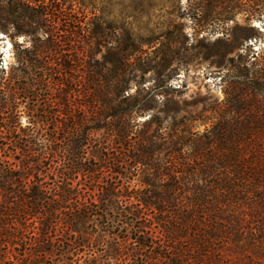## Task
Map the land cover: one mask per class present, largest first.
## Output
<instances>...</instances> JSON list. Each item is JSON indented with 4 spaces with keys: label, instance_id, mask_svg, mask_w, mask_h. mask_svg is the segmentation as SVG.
<instances>
[{
    "label": "rangeland",
    "instance_id": "374dc122",
    "mask_svg": "<svg viewBox=\"0 0 264 264\" xmlns=\"http://www.w3.org/2000/svg\"><path fill=\"white\" fill-rule=\"evenodd\" d=\"M194 2L0 0V211L3 207L15 209L21 202L25 206L32 204L28 197L33 189L43 193L41 204L35 210L29 206L20 219L5 217L7 231L0 237V264H142V260L135 258L115 261L107 253L112 245L121 246L122 241L127 242L123 248L127 247L128 251L136 249L137 244L130 240L133 235V239L138 238L132 227L136 224L133 220L137 221L135 217L120 219L122 227L112 232L116 236L106 237L101 244L98 218L80 226L76 234L71 231V219L81 201H97L101 191L109 189L108 185L134 196L142 189L141 173L134 174L127 182L112 175L109 168L117 159L120 161L129 155L130 148L134 152L145 134L161 144L177 145L187 157H196L199 146L210 136L207 131L212 130L209 119L213 118L214 111L229 98L250 100L251 85L246 76L254 61L251 58L261 57L263 53V20L239 10L228 14L231 9L226 3L218 7L215 21L197 27L190 19L197 7ZM27 3H36L52 12L56 19L52 24L55 35L63 42L62 48L49 56L50 62L44 71L59 74L62 73L58 71L60 65H68L67 79L54 75L56 80L48 87L34 84L31 68L25 64L31 52L46 39L45 30H36L31 35L26 33H34L36 28L27 20L18 22L19 29L10 24L21 14L19 7ZM71 32L74 33L73 48ZM128 38H131L129 43L125 41ZM131 43H135L138 52L130 61L135 71L126 78L128 92L133 97L148 93L146 98L151 110L131 124L132 134L126 145L114 144L107 133L90 137L91 142L83 148L85 156H81L100 171L92 179L76 177L73 186L78 190V201L74 198L78 203L64 202L63 175L71 168L70 145L75 125L71 120V60L77 70L87 67L89 71L109 73L114 69L111 59ZM71 49L76 52L73 59ZM91 50L94 55L88 59L86 56ZM40 64L45 65L43 60ZM38 74L40 79L42 73ZM56 81L65 83L64 91L61 92ZM28 84L36 88L19 95L17 89L26 88ZM65 96L70 107L67 114L61 107L64 103L60 102ZM82 97L77 99L75 107L72 100L74 115L81 111L76 110L78 105H85ZM92 127L95 126H88L86 130ZM80 142L87 145L83 140ZM214 154L215 151L208 148L196 165L208 166L205 160ZM7 173L13 175L11 182L5 180ZM67 189L71 191V182ZM123 206L136 211L129 202ZM248 207L241 202L235 210L240 214L246 212L247 219L251 213ZM8 212L4 208L6 216ZM137 222L142 225L135 227L150 221ZM154 227L150 235L156 236L158 231ZM142 239L141 242L145 241ZM77 240H85L82 245L86 247L79 248ZM149 252L140 255L149 256Z\"/></svg>",
    "mask_w": 264,
    "mask_h": 264
},
{
    "label": "trees",
    "instance_id": "16d2710c",
    "mask_svg": "<svg viewBox=\"0 0 264 264\" xmlns=\"http://www.w3.org/2000/svg\"><path fill=\"white\" fill-rule=\"evenodd\" d=\"M194 3L197 7L190 19L197 27L210 20L215 21L218 7L226 3L231 9L228 14L239 10L264 23V0H195ZM18 10L21 14L15 16L10 24L19 29L18 22L27 20L30 26L36 28L34 33H26L31 35L36 30H45L46 39L25 62L31 68L29 71L34 84L51 86L56 80L54 75L67 79L68 65L61 64L58 71L62 73L59 74L44 71L50 62L49 56L63 45L62 39L55 35L56 29L52 24L56 19L52 12L36 3L24 4ZM73 36L71 32V48L74 46ZM130 40L125 41L129 43ZM136 52L135 43L127 45L121 54L111 59L114 69L109 73L89 71L87 67L77 70L71 60V120L75 125L70 145L71 168L63 175L66 182L62 188L64 202L79 199L77 187L73 186L76 177L92 179L100 171L98 166L87 163L83 157V148L91 142L90 137L107 133L114 144L126 145L132 134L129 131L131 124L151 110L146 98L148 93L133 97L128 92L126 78L135 71L130 61ZM74 54L76 52L71 49V59ZM93 55L92 50L88 51L86 58H93ZM42 60L44 66L40 64ZM251 60L254 61L246 76L251 85L250 100L229 98L214 111L213 118L209 119L212 130L207 131L210 136H206L207 142L201 143L196 157H187L177 145L161 144L155 137L145 134L134 152L130 148L129 155H125L123 160L117 159L115 165L109 168L112 175L127 182L134 174L141 173L142 189L137 190L134 196L128 195L122 188L108 185L109 189H103L97 201L90 199L79 203L71 219V231L76 234L80 226L98 218V226L102 229L101 244L106 237L116 236L112 232L122 227L120 219L132 216L137 221H150L149 225L144 223L142 227H135L140 223L132 219L136 222L132 227L138 238L133 239V235L130 240L135 241L139 248L136 246L135 250L128 251L127 247L123 248L126 241H122L121 246L116 243L107 252L112 260L135 258L142 260V264H264V49L261 57L254 55ZM38 73H42L40 79ZM108 80L112 84L107 85ZM30 86L17 89V93L21 95L36 88ZM57 86L61 92L66 87L62 81H58ZM81 95L86 100L85 105H78L76 110L81 111L74 115L72 100L75 107ZM66 97L60 100L65 111L70 108ZM237 113L241 114L238 118L229 117ZM88 126L95 127L91 131L86 130ZM80 140L87 145L80 144ZM208 148L215 151L212 157L208 156L205 160L209 165L197 166ZM5 180L11 182L13 175H6ZM69 182L71 191L67 189ZM42 197L39 189H33L31 197H28L32 204L25 206L21 202L22 205H16L15 209L3 207L0 211V237L7 231L5 217L20 219L29 206L31 210L39 207ZM127 202L136 211L123 206ZM241 202L251 207H248L251 213L247 219L244 217L246 212L240 214L235 210ZM4 208L9 215L4 214ZM241 215L243 218H240ZM153 226L158 231L156 236L150 235ZM142 238L145 241L141 242ZM82 243L85 244V240L76 242L79 248L86 247ZM141 252L150 254L141 256Z\"/></svg>",
    "mask_w": 264,
    "mask_h": 264
}]
</instances>
